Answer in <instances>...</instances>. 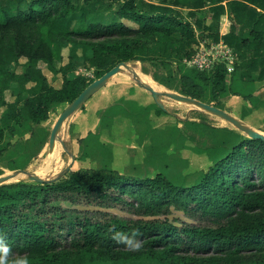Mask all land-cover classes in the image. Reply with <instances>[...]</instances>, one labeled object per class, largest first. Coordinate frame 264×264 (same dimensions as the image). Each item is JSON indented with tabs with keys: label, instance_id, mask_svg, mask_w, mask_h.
<instances>
[{
	"label": "trees",
	"instance_id": "1",
	"mask_svg": "<svg viewBox=\"0 0 264 264\" xmlns=\"http://www.w3.org/2000/svg\"><path fill=\"white\" fill-rule=\"evenodd\" d=\"M174 1L190 9L228 1L229 31L220 34L218 26L190 10L193 22L166 0H84L81 5L75 0H0V92L12 82L34 84L22 108L18 101L10 103L11 115L0 116V157L17 144L16 129L25 115L35 125H43L89 85L84 75H68L71 64L61 68L59 87L39 68L43 61L57 71L53 62L62 58L68 43L73 59L82 48L100 77L120 62L139 60L160 68L192 57L202 31L215 41L223 39L242 60H249V72L260 68L264 76V0ZM214 5L211 9L218 16ZM13 63L24 69L11 71ZM200 70L194 77L179 73L178 89L186 96L215 101L219 107L232 92L226 64L220 60ZM154 76L161 79L158 73ZM185 123L197 125L195 131L201 134L208 132L210 140L198 152L211 164L190 187L174 183L162 172L134 177L97 165L70 169L45 182L0 184V264H64L78 255L121 264L145 257L162 264L264 263V140L213 141L211 124ZM30 135L39 137L38 131ZM190 138L196 141L197 136ZM247 161L255 163L258 181L240 171ZM125 195L132 199L128 207L137 216L76 207H111ZM65 201L74 207L61 209L59 204ZM171 205L194 222L178 218L174 223L160 217L169 213ZM67 228L70 235L64 240Z\"/></svg>",
	"mask_w": 264,
	"mask_h": 264
},
{
	"label": "rangeland",
	"instance_id": "2",
	"mask_svg": "<svg viewBox=\"0 0 264 264\" xmlns=\"http://www.w3.org/2000/svg\"><path fill=\"white\" fill-rule=\"evenodd\" d=\"M152 1L161 2L163 0ZM166 2L174 4L175 1L166 0ZM75 3L81 5L84 0H75ZM213 5L214 3L210 1L204 7L190 9L174 4L193 22L194 19L189 16L190 10L197 11L199 16L218 26L220 34H225L231 25L228 19L231 14L228 1L216 4L218 16H215V11L211 9ZM106 14L109 15L110 12L106 11ZM248 17L254 19V14H249ZM240 27L241 25L237 26L238 29ZM212 47L213 50L224 52L220 55V59L228 68V82L232 91L222 99L219 107L264 132V76L261 75L260 68L249 72V60H242L235 49L225 43L223 39L215 41L213 37L198 31V42L194 44L195 51L192 57L184 58L181 61L177 60L160 68L150 62L139 60L131 61L129 64L141 74L142 79L146 77L148 81L145 82L156 89L182 94L177 87L178 74L194 77L196 70L210 69L217 61L214 64L210 63L207 67L200 68L198 61L190 63V60L194 57L201 59ZM62 54L60 60L53 62L57 71L54 68L51 69V65L48 63L43 61L38 63L39 68L52 85L59 87L62 84L61 68L69 64H71L68 74L70 77L84 75L90 83L99 78L97 69L85 59L82 48L78 47V56L73 59L72 44L68 43L63 48ZM87 55H91V51H88ZM9 69L20 72L24 68L13 63ZM154 73L160 74L161 79L155 78ZM32 86H34L33 83L20 86L18 83L12 82L8 89L0 92V116L6 113L11 115L13 108L10 107V103L18 101L20 102L18 108H22L25 99L30 95ZM161 101L165 109L160 107L149 91L139 85L129 70L115 74L63 124L61 138L75 157L70 169L76 170L86 165H97L98 167L113 168L126 176L134 177L153 176L157 172H162L174 183L190 187L202 178L204 170L211 164L205 154L198 152V149L205 147L210 140H208V132L204 134L196 132L197 125L190 127L185 122L204 120L211 124L215 128L210 137L213 141L232 140L237 142L251 138L233 123L212 112L168 96H161ZM210 103L217 105L215 101H210ZM59 115L58 112L54 113L43 125H35L27 115L24 116L22 124L18 125L16 129L17 144L0 157V176L23 168L41 177L51 178L71 163L70 154L59 141L54 144L47 141L48 137L49 139L51 137ZM33 131H38V138L30 137ZM191 134L197 136L196 141L190 138ZM247 151L251 154V145ZM78 157L82 158L84 162H81L82 160ZM240 171L253 181L259 180L258 171L253 161L245 162L240 166ZM234 173L236 174V172ZM21 180H28L26 174L19 175L8 183ZM130 200L132 199L129 195H125L111 207L88 205L76 207L88 211L109 210L127 217H134L137 215L128 207L127 201ZM59 207L62 209L74 206L65 201L59 204ZM166 216L174 223H178L174 221L178 218L187 222L193 221L192 217L184 213V210L173 205L167 215L160 217L165 218ZM69 235L70 231L67 228L63 233L64 240ZM157 261L156 258L145 257L125 264H162ZM171 263L165 262V264ZM64 264L121 263L111 259L78 255ZM245 264L264 263L248 262Z\"/></svg>",
	"mask_w": 264,
	"mask_h": 264
},
{
	"label": "water",
	"instance_id": "3",
	"mask_svg": "<svg viewBox=\"0 0 264 264\" xmlns=\"http://www.w3.org/2000/svg\"><path fill=\"white\" fill-rule=\"evenodd\" d=\"M123 70H129L134 78L137 80L140 86H142L145 90L149 91L154 99L158 102L161 108L165 109V106L163 102L161 101V96H168L173 99L187 102L189 104H192L194 106H197L199 108H202L204 110H207L209 112H212L222 118H225L226 120L233 123L235 126H237L239 129H241L243 132L247 133L251 138H260L264 140V132L257 130L256 128L250 126L243 120L239 119L238 117L234 116L233 114L229 113L225 109L218 107L214 104H211L206 101L199 100L197 98H193L190 96H186L183 94H176L169 91H163L158 90L149 83L143 81L141 78V74L133 69V67L130 66L129 63L126 62H120L119 64L112 67L110 70L105 72L102 76L91 82L72 102L66 105V107L62 110L60 113L54 127L52 130V134L50 137V144H54L56 141H59L62 144V147L70 154L72 161L70 164H68L61 172H59L55 177L51 178H44L39 176L38 174L28 171L23 168H19L14 170L10 174L1 175L0 176V184L6 183L13 178L26 174V177L28 180H36L38 182H45L50 180H55L61 178L63 175H65L71 168V165L73 164V161L75 160L73 152L68 148L65 141L61 138V130L63 127V124L65 123L68 118H70L76 111H78L96 92H98L105 84L112 78L115 74H117L120 71Z\"/></svg>",
	"mask_w": 264,
	"mask_h": 264
},
{
	"label": "built area",
	"instance_id": "4",
	"mask_svg": "<svg viewBox=\"0 0 264 264\" xmlns=\"http://www.w3.org/2000/svg\"><path fill=\"white\" fill-rule=\"evenodd\" d=\"M225 46H227V45H225ZM222 54H224V52H220L217 49L213 50V47H212L211 49H208L206 51V53L202 56L201 59H199V58L195 59V57H194L190 60V63L198 61L200 64L199 67L204 68L205 66L206 67L209 66L210 63L214 64L216 61L217 62L220 61L221 60L220 55H222Z\"/></svg>",
	"mask_w": 264,
	"mask_h": 264
},
{
	"label": "clouds",
	"instance_id": "5",
	"mask_svg": "<svg viewBox=\"0 0 264 264\" xmlns=\"http://www.w3.org/2000/svg\"><path fill=\"white\" fill-rule=\"evenodd\" d=\"M246 134H247V133H246ZM116 236H117L118 239L120 238L118 233L116 234ZM134 247L139 248V247H140V244H139V243H136V244L134 245Z\"/></svg>",
	"mask_w": 264,
	"mask_h": 264
},
{
	"label": "bare ground",
	"instance_id": "6",
	"mask_svg": "<svg viewBox=\"0 0 264 264\" xmlns=\"http://www.w3.org/2000/svg\"><path fill=\"white\" fill-rule=\"evenodd\" d=\"M143 80H144V81H148V80L146 79V77H145V78H143ZM56 153H57V152H56Z\"/></svg>",
	"mask_w": 264,
	"mask_h": 264
}]
</instances>
